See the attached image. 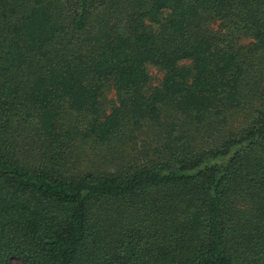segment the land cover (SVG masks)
Returning a JSON list of instances; mask_svg holds the SVG:
<instances>
[{
  "label": "trees",
  "instance_id": "obj_1",
  "mask_svg": "<svg viewBox=\"0 0 264 264\" xmlns=\"http://www.w3.org/2000/svg\"><path fill=\"white\" fill-rule=\"evenodd\" d=\"M17 262L264 264V0H0Z\"/></svg>",
  "mask_w": 264,
  "mask_h": 264
},
{
  "label": "rangeland",
  "instance_id": "obj_2",
  "mask_svg": "<svg viewBox=\"0 0 264 264\" xmlns=\"http://www.w3.org/2000/svg\"><path fill=\"white\" fill-rule=\"evenodd\" d=\"M153 29L156 30L157 26H153ZM147 71H148L149 76L151 77V84L153 86L157 85L159 83V80L161 79V77L163 75L162 71L159 68H156L152 65L147 66ZM114 100H115L114 91L112 89H106L104 94H103L102 100H101L103 110L105 112L110 111V108H111ZM242 122H243L242 121V115L238 116V117L234 118V120L232 121V125L230 127L231 128H240ZM150 137H151L150 133H145L144 136L137 141V148H138L137 151L143 150V148L148 144ZM232 152H231V154H232ZM17 264H18V262H17Z\"/></svg>",
  "mask_w": 264,
  "mask_h": 264
}]
</instances>
